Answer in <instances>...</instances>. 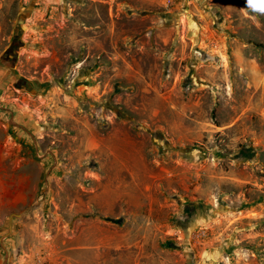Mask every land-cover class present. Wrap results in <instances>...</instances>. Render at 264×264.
<instances>
[{
	"label": "rangeland",
	"instance_id": "374dc122",
	"mask_svg": "<svg viewBox=\"0 0 264 264\" xmlns=\"http://www.w3.org/2000/svg\"><path fill=\"white\" fill-rule=\"evenodd\" d=\"M0 264H264V0H0Z\"/></svg>",
	"mask_w": 264,
	"mask_h": 264
},
{
	"label": "water",
	"instance_id": "95a60500",
	"mask_svg": "<svg viewBox=\"0 0 264 264\" xmlns=\"http://www.w3.org/2000/svg\"><path fill=\"white\" fill-rule=\"evenodd\" d=\"M22 43L19 38L16 39L6 48V50L1 55V63L14 65L19 49L21 48Z\"/></svg>",
	"mask_w": 264,
	"mask_h": 264
}]
</instances>
